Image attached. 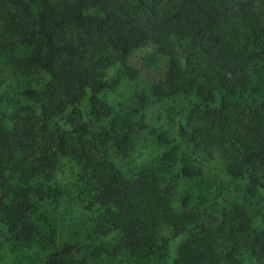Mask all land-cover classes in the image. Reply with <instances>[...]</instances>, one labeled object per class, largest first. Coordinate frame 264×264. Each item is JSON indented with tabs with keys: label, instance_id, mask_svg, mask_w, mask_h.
Listing matches in <instances>:
<instances>
[{
	"label": "trees",
	"instance_id": "1",
	"mask_svg": "<svg viewBox=\"0 0 264 264\" xmlns=\"http://www.w3.org/2000/svg\"><path fill=\"white\" fill-rule=\"evenodd\" d=\"M255 2L0 0L10 72L0 85V240L38 236L33 200L58 197L46 184L65 158L95 191L78 200L83 230L117 234L115 253L164 261L172 252L171 264H240L249 254L264 264V22ZM173 97L183 111L170 137L152 111ZM140 132L169 146L161 160L177 163L179 209L158 175L117 166ZM173 141L192 162L216 154L220 172L245 183L246 202L209 218L188 208L185 181L200 170ZM51 244L45 264H104L76 242Z\"/></svg>",
	"mask_w": 264,
	"mask_h": 264
},
{
	"label": "rangeland",
	"instance_id": "2",
	"mask_svg": "<svg viewBox=\"0 0 264 264\" xmlns=\"http://www.w3.org/2000/svg\"><path fill=\"white\" fill-rule=\"evenodd\" d=\"M254 12L264 22V0H256ZM142 74L152 77L150 70H144ZM6 77H10V72L4 54L0 53V85ZM3 110L0 102V116ZM181 111H183L181 100L173 97L159 104L152 112L156 119H163L168 123L172 137L176 115ZM136 138V149L128 157L117 160V166L129 175L139 170L158 175L170 187L172 206L179 209L175 177L177 163L169 164L161 160L163 152L167 151L169 146H159L152 135L145 132L137 133ZM172 145L178 157H183L184 162L191 168L200 170L199 175L187 178L185 181L184 194L188 208L198 211L202 218H209V216H218L221 206L226 203L246 202L245 183L233 181L222 174L220 169L223 165L216 154L207 157L198 152L197 161L192 162L190 155L177 141H173ZM79 173L80 168L73 161L65 158L61 160L57 169L51 174L52 179L46 184L48 188L58 189V197L33 200L35 207L30 220L37 227L38 236L30 245H6L0 240L2 242H0V264H45V258L52 249V242L55 244L76 242L86 252L95 251L98 254L96 259L103 261L104 264H171L172 252L164 261L157 257L138 260L125 252L113 251L117 234L102 236L95 234L91 229L83 230L78 200L85 197L92 198L95 191L92 186L82 181ZM250 213L254 223L257 215L252 208ZM240 264H256V262L249 254H245Z\"/></svg>",
	"mask_w": 264,
	"mask_h": 264
}]
</instances>
